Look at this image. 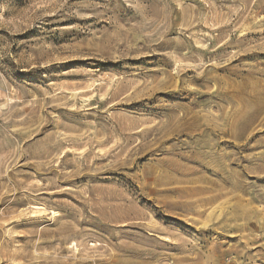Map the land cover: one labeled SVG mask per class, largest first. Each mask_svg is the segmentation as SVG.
<instances>
[{"label": "rangeland", "instance_id": "obj_1", "mask_svg": "<svg viewBox=\"0 0 264 264\" xmlns=\"http://www.w3.org/2000/svg\"><path fill=\"white\" fill-rule=\"evenodd\" d=\"M0 264H264V0H0Z\"/></svg>", "mask_w": 264, "mask_h": 264}, {"label": "bare ground", "instance_id": "obj_2", "mask_svg": "<svg viewBox=\"0 0 264 264\" xmlns=\"http://www.w3.org/2000/svg\"><path fill=\"white\" fill-rule=\"evenodd\" d=\"M36 210H37L38 213H39L40 211H43V209H42L41 207L37 208ZM253 231H254V230H253Z\"/></svg>", "mask_w": 264, "mask_h": 264}]
</instances>
